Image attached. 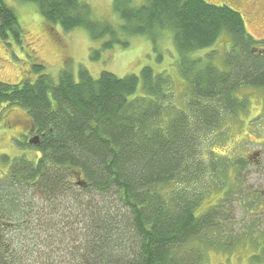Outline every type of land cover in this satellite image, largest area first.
<instances>
[{
  "label": "trees",
  "instance_id": "16d2710c",
  "mask_svg": "<svg viewBox=\"0 0 264 264\" xmlns=\"http://www.w3.org/2000/svg\"><path fill=\"white\" fill-rule=\"evenodd\" d=\"M23 1L48 24L99 41L93 60L99 52L127 48L134 37L154 43L169 32L186 87L176 107L170 106L168 77L149 67L122 78L103 71L96 79L80 67L76 77L65 69L52 79L37 64L34 81H0V104L24 109L39 153L28 163L12 161L6 171L11 181L0 184V264H54L53 245L62 253L65 239L64 264H201L205 245L244 246H222L215 235L222 204L240 191L242 172L251 165L233 147L218 151L216 131H225L245 106L235 96L239 89L264 92V41L248 32L242 15L204 0H143L137 7L133 0H114L120 24L113 25L95 18L88 0ZM23 34L0 0V43H20ZM222 39L228 46L221 68L212 50L197 55ZM251 135L254 142L258 136ZM76 178L85 186L74 185ZM261 195L255 205L264 214ZM207 200L213 202L204 206ZM59 210L69 214L56 227ZM250 245L251 262L264 264L263 242Z\"/></svg>",
  "mask_w": 264,
  "mask_h": 264
},
{
  "label": "rangeland",
  "instance_id": "374dc122",
  "mask_svg": "<svg viewBox=\"0 0 264 264\" xmlns=\"http://www.w3.org/2000/svg\"><path fill=\"white\" fill-rule=\"evenodd\" d=\"M3 1L14 11L24 34L20 43L14 41L13 38H10L9 42L5 44L0 43L1 82L15 85L24 79L34 81L39 75L37 71L32 70V66L37 64L43 66L40 71L47 72L52 79H56L58 73L65 69L70 70L76 77L80 67L84 68L94 79L103 71L122 78L131 74L139 75L142 68L149 67L154 74H163L168 77L167 80L172 89L170 106L173 104L176 107L180 106V95L185 89L186 83L179 73L177 55L169 32L164 31L157 35L154 43L144 36L134 37L129 41L127 48L116 47L99 52V57L93 60V52L99 49L100 42L91 41L83 30L65 32L61 30L60 26L45 22L34 5L25 3L23 0ZM211 1L217 6L228 5L235 10L240 8L244 12L242 16L249 32L257 40H264V10H262V7L264 9V0H250L245 3H242L245 0H239V2L238 0ZM88 2L95 18L108 21L113 25L120 24L117 15L113 12L114 0H88ZM142 3L143 0H133V5L136 7ZM261 5L263 6L261 7ZM226 45L225 39L219 40L214 47L201 51L197 55L202 57L206 52L212 50L216 56L213 62L218 68H221L220 58L225 52ZM235 96L245 101V106L238 110L234 117H230L231 119L224 125L227 130L223 131L221 128L216 131V137L220 141L216 148L218 151H223L233 147V151L238 150L243 158H246L247 155L249 158H253L255 153H258L259 157L254 158L251 166L242 172L240 191L232 194L229 200L222 204L219 214L223 221L215 235L219 242H225L222 246L235 241H246V243L244 246L239 243L230 250L217 248L214 250L212 246L205 245L204 261L201 264H253L250 259L255 250L250 245L251 241L255 239L264 241V238L262 239L264 237V214L263 210L259 209V205H255L256 197L259 194H264V147L260 145L264 141V118L262 119L264 92L261 89L244 87L239 89ZM0 105V154L9 156L11 160L18 158L28 163L32 157L39 154L38 151L34 144L32 146L15 144L14 138L23 140L24 135L29 133V127L31 129L29 117L20 106L7 103ZM31 134L34 136L33 133ZM251 134L258 136L254 139L255 143L251 142ZM228 137H231L232 142H235L234 144H237L238 147L235 148L230 139H227ZM223 138H225L224 142ZM23 143H27V140ZM235 154L237 153L235 152ZM2 161L3 158L0 160V168L3 167ZM204 186L203 188L209 191L206 189L208 188L206 183ZM246 196H248L247 201L243 200ZM83 198L85 202L86 197L83 196ZM212 202L213 200H207L204 206H208ZM251 208L253 210L246 213V210ZM56 212L59 213L60 218L54 217L53 219L56 221H52V223L57 227L61 218L69 213L67 210L64 211L66 214L63 212L60 214V210ZM252 212H256V217L249 215ZM76 213L73 214L78 219ZM16 220L13 218L12 222L16 224ZM253 223L256 224L255 230L251 226ZM245 229L251 232L250 236H245ZM262 231V237H257ZM54 233L56 232H50L53 236ZM12 235L14 234L12 233ZM202 241L204 243L206 239L203 238ZM63 244L62 253L56 251V245H53L52 260L54 264H64L62 262L67 263L68 261L69 257L64 248L69 244L68 239H65ZM258 251L260 252V250Z\"/></svg>",
  "mask_w": 264,
  "mask_h": 264
},
{
  "label": "flooded vegetation",
  "instance_id": "af4514ba",
  "mask_svg": "<svg viewBox=\"0 0 264 264\" xmlns=\"http://www.w3.org/2000/svg\"><path fill=\"white\" fill-rule=\"evenodd\" d=\"M247 1L249 2L250 0L242 1V3H245V2H247ZM259 3H260V2H259ZM262 6H263V5H261V7H262ZM262 10H264L263 7H262ZM247 21H248V20H247ZM251 35L254 36L252 33H251ZM254 38H255V37H254ZM258 41H259V40H258ZM263 41H264V40H263ZM263 41H262V42H263ZM29 130H30V128H29ZM31 133H32V132H31ZM31 133H30V131H29V135H27L28 133H26V134H25V138H28V137L33 136ZM7 180H8V181H11V178L8 176V179H7Z\"/></svg>",
  "mask_w": 264,
  "mask_h": 264
},
{
  "label": "water",
  "instance_id": "95a60500",
  "mask_svg": "<svg viewBox=\"0 0 264 264\" xmlns=\"http://www.w3.org/2000/svg\"><path fill=\"white\" fill-rule=\"evenodd\" d=\"M37 142H38V138H34V139H32V140H30V144H37ZM253 156H258V153H255V154H253ZM80 182H78V184H79ZM82 186H84L85 184L84 183H82L81 184Z\"/></svg>",
  "mask_w": 264,
  "mask_h": 264
},
{
  "label": "bare ground",
  "instance_id": "6f19581e",
  "mask_svg": "<svg viewBox=\"0 0 264 264\" xmlns=\"http://www.w3.org/2000/svg\"><path fill=\"white\" fill-rule=\"evenodd\" d=\"M113 18V17H112ZM116 20H117V18H116ZM46 29V28H45ZM51 36H53V35H51ZM91 40V39H90ZM39 46H40V44H39ZM43 47V46H42ZM42 47H40V48H42ZM46 47V46H45ZM40 48H39V50H40ZM17 119V118H16ZM17 122V121H16ZM216 143V142H215ZM168 180V179H167ZM153 188V187H152ZM177 199V198H176ZM193 206V205H192ZM171 210V209H170ZM245 231L247 232V230L245 229ZM264 231V230H263ZM193 234V233H192ZM248 236H249V233H248ZM263 244H264V241H263ZM257 255H259V254H257Z\"/></svg>",
  "mask_w": 264,
  "mask_h": 264
}]
</instances>
